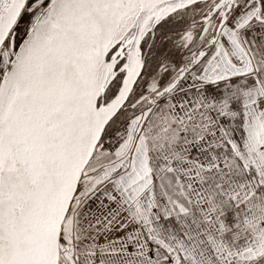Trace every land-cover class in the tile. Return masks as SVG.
Listing matches in <instances>:
<instances>
[{
  "label": "snow or ice",
  "instance_id": "1",
  "mask_svg": "<svg viewBox=\"0 0 264 264\" xmlns=\"http://www.w3.org/2000/svg\"><path fill=\"white\" fill-rule=\"evenodd\" d=\"M0 264H264V0H0Z\"/></svg>",
  "mask_w": 264,
  "mask_h": 264
}]
</instances>
